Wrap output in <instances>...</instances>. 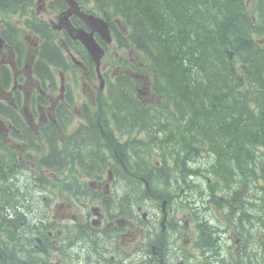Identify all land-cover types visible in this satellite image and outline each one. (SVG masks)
Instances as JSON below:
<instances>
[{
	"label": "flooded vegetation",
	"instance_id": "obj_1",
	"mask_svg": "<svg viewBox=\"0 0 264 264\" xmlns=\"http://www.w3.org/2000/svg\"><path fill=\"white\" fill-rule=\"evenodd\" d=\"M21 4L0 9V264H244L258 249L247 264H264V206L206 191L209 239L195 204L173 207L193 184L171 135L192 125L164 109L126 25L109 23L108 41L70 15L105 49L99 64L61 20L65 0Z\"/></svg>",
	"mask_w": 264,
	"mask_h": 264
},
{
	"label": "trees",
	"instance_id": "obj_2",
	"mask_svg": "<svg viewBox=\"0 0 264 264\" xmlns=\"http://www.w3.org/2000/svg\"><path fill=\"white\" fill-rule=\"evenodd\" d=\"M23 1L0 0V9L22 12ZM77 1L113 26L117 17L122 20L129 31L126 43L149 56L164 109L170 104L180 112L178 122L182 114L187 116L180 126L191 128L171 135L181 144L173 159L185 167V179L199 178L200 172L211 176L210 188L189 180L194 185L190 191L202 187L197 207L206 208L211 197L205 192L214 191L234 206L261 212L264 0ZM242 213L229 214L230 220L244 226L249 218ZM260 251L242 260L251 262Z\"/></svg>",
	"mask_w": 264,
	"mask_h": 264
},
{
	"label": "water",
	"instance_id": "obj_3",
	"mask_svg": "<svg viewBox=\"0 0 264 264\" xmlns=\"http://www.w3.org/2000/svg\"><path fill=\"white\" fill-rule=\"evenodd\" d=\"M66 2L70 5V8L68 9V11L63 13L61 19L64 21V24L68 27L72 36L74 38L80 39L83 44L87 46L94 59L98 63H100L104 55L103 47L95 40V38L93 37V33L87 32L83 28H75L74 26H72L69 20V16L72 13L79 14L88 25H90L94 30L98 29L101 32L102 36L108 41H110L111 36L107 21L99 16L85 13L80 9L78 3L75 0H66Z\"/></svg>",
	"mask_w": 264,
	"mask_h": 264
},
{
	"label": "bare ground",
	"instance_id": "obj_4",
	"mask_svg": "<svg viewBox=\"0 0 264 264\" xmlns=\"http://www.w3.org/2000/svg\"><path fill=\"white\" fill-rule=\"evenodd\" d=\"M12 13H20V12H12ZM166 150H168V149H166ZM188 180H192L194 182L195 180H200V178H197L196 176H192V177H188ZM200 190H202V187H200V188L196 187L193 192L190 191V189L188 188L187 193L183 197L182 202H180L179 204L174 205L173 207L179 206L182 203H190V204H195L196 206H199V205H197V194H198V192ZM243 191H245V190H243ZM189 192L191 193V196H188ZM205 211H206L205 207H202V206L201 207H197V212L199 214L200 219L202 220L201 221V224H202V238L203 239H209V238L214 237L216 235V228H215L214 224L208 222L205 219ZM262 254H263V251L261 250L260 251V255L256 254L257 259H254V260H256V261L259 260L260 257L262 256ZM243 262H244V264L249 263V262H246V261H243Z\"/></svg>",
	"mask_w": 264,
	"mask_h": 264
},
{
	"label": "rangeland",
	"instance_id": "obj_5",
	"mask_svg": "<svg viewBox=\"0 0 264 264\" xmlns=\"http://www.w3.org/2000/svg\"><path fill=\"white\" fill-rule=\"evenodd\" d=\"M107 59H104V61L103 62H105Z\"/></svg>",
	"mask_w": 264,
	"mask_h": 264
}]
</instances>
